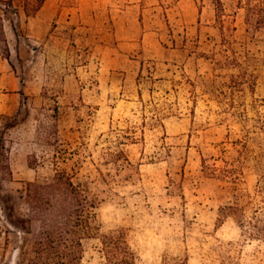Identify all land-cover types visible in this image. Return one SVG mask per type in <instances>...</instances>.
<instances>
[{
  "label": "rangeland",
  "instance_id": "374dc122",
  "mask_svg": "<svg viewBox=\"0 0 264 264\" xmlns=\"http://www.w3.org/2000/svg\"><path fill=\"white\" fill-rule=\"evenodd\" d=\"M220 1L217 20L213 0H99L98 16L79 14L91 0H46L29 17L13 0L19 12L4 19L10 61L0 59V136L12 173L0 180V264H19L27 248L25 183L53 167L52 148L36 138V112L56 104L67 150L57 164L95 199L100 233L126 230L136 264H225L228 256L263 264L231 218L215 228L218 207L251 191L260 139L222 112L214 88L228 71L217 61L235 57L264 99V35L247 29L239 0ZM236 139L248 149L235 190L207 175L201 157L220 165L243 150ZM107 150L128 162L105 164ZM33 152L48 156L37 170L26 161ZM99 247L96 238L83 242L84 264L102 263Z\"/></svg>",
  "mask_w": 264,
  "mask_h": 264
},
{
  "label": "trees",
  "instance_id": "16d2710c",
  "mask_svg": "<svg viewBox=\"0 0 264 264\" xmlns=\"http://www.w3.org/2000/svg\"><path fill=\"white\" fill-rule=\"evenodd\" d=\"M44 0H22L21 9L25 16H33ZM217 20L222 12L221 1L213 0ZM243 9V21L247 29L264 35V0H239ZM13 0H0V59L10 61V49L4 31L5 16L18 14ZM224 40L225 37L223 38ZM227 42V41H226ZM220 68L227 69L219 88L214 95L222 112L233 121L247 125L249 132L258 133L254 153L251 155L256 170L255 182L251 191L233 193V199L218 207L215 228L220 227L227 218L236 224L239 234L249 243L255 242L256 251L261 252L260 260L264 264V99L254 96L256 79L253 72L244 69L235 57L228 55L217 61ZM45 92L43 93L44 96ZM248 94L249 107L253 115L249 116L245 95ZM225 115V116H226ZM58 105H42L36 112V138L50 146V160L45 154L35 152L27 155V165L37 170L46 160L52 164L51 172L41 178L25 183V204L30 226V237L19 264H84L83 242L89 238L99 241L102 255L101 264H136L138 256L131 248L125 229H116L100 233L96 222L95 199L87 189L73 180V176L57 164L67 150L63 147L57 132ZM157 120V119H156ZM243 150L237 149V155L221 157V164L215 159L208 162L201 157V168L209 176H221L234 183L243 181L244 153H247L245 140L236 139ZM105 164L116 168L124 167L128 162L122 150H107L102 156ZM12 176L8 148L0 136V180H9ZM241 256V255H240ZM225 264H239L238 258L228 256ZM180 264V263H178Z\"/></svg>",
  "mask_w": 264,
  "mask_h": 264
},
{
  "label": "crops",
  "instance_id": "0c3cea01",
  "mask_svg": "<svg viewBox=\"0 0 264 264\" xmlns=\"http://www.w3.org/2000/svg\"><path fill=\"white\" fill-rule=\"evenodd\" d=\"M46 0H44L43 4H45ZM92 6L91 9H85L84 11H82L81 9H79V14L82 16L83 12L90 13L92 16H98V12L102 13L101 10L99 9V0H91ZM91 10V11H90ZM115 24V23H114Z\"/></svg>",
  "mask_w": 264,
  "mask_h": 264
}]
</instances>
